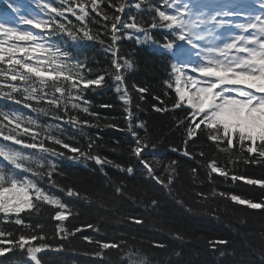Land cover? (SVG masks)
I'll return each instance as SVG.
<instances>
[{"label":"trees","instance_id":"trees-1","mask_svg":"<svg viewBox=\"0 0 264 264\" xmlns=\"http://www.w3.org/2000/svg\"><path fill=\"white\" fill-rule=\"evenodd\" d=\"M24 2L36 4L40 0H0V12L14 9ZM83 2L88 3V0ZM121 2L125 4L122 13L109 7L108 0H98V10L106 12L108 20L102 14L93 12L89 5L90 15L85 23L90 33L94 36L98 34L104 44L98 39L87 38L73 43L66 35L62 41L54 38L70 52L72 63L78 61L83 65L79 70L83 77L95 79L105 75L100 86L92 85L82 93L84 100L89 102L86 106L90 113L95 115L72 108V103L83 104L81 100L69 101L65 112L63 102L60 109L48 105L46 100L49 97L37 103L23 102L20 93H12L15 99L0 94V112H15L23 118L21 129L17 130L20 132L18 138L25 143L39 144L43 141L45 147L54 148L58 153H42L46 158L42 170L45 175L37 182L47 194L67 205L62 210L67 216L64 221L54 219L58 210L56 206L35 200L33 203L36 207L19 214L23 224L15 223L16 214L14 219H10L0 213V231L4 232L0 236V248L10 249L0 255V264H31L27 248L41 243L48 245L37 254L41 264H137L138 258H146L147 264H264V208L251 209L230 199V195H238L253 202H264V187L248 184L245 180L231 179L232 175H242L245 179L264 180V163H245L246 157L256 154H248L246 150L241 152L238 147L233 149L230 161L229 155L219 152L215 143L208 140L205 132L200 129L188 140L187 145L184 144V140L188 139L185 125L190 116L186 103L174 108L177 97L172 63L170 54L162 48L164 43L175 41L176 36L166 27H150L153 18L158 24L161 23L156 8L168 13H171V8L167 7L164 0H112L117 6ZM52 3L54 7L58 6L59 0H52ZM137 3L141 5L139 9L135 7ZM65 15L67 20L61 22L66 26L67 21H71L77 28L80 26V22L71 13ZM115 15L127 23H132L130 17H135V23L148 34L146 38L145 31L125 29L117 23L119 31L115 34L121 38L113 47L118 49L116 54L121 62L127 59L132 65L131 68L122 69V74L131 97L133 128L142 142L146 139L149 145L142 151V158L155 168L157 175L165 179L168 176L164 171L165 166L173 160L178 162L174 166L176 171L169 188L151 178L140 159L132 152L136 146V137L128 130V113L124 110V103L115 91V82L110 75L113 70V54L106 50L111 43L112 17ZM44 18L47 19L46 16ZM79 35L82 36V33ZM0 67L7 69L8 65L0 64ZM105 69H108L109 74H105ZM60 79L63 82V78ZM165 81L171 82L173 87L168 88ZM9 85L22 90L25 86L31 87L32 82L25 84L0 77V91L11 92ZM36 86H39L38 82ZM140 88L146 91L141 93ZM46 91L50 94L52 90ZM56 95L59 96L58 93ZM17 99L22 102L16 103ZM25 103L37 109L44 108L47 114L34 112L32 107H25ZM154 105L167 111L157 112ZM53 113L62 119H56ZM69 116H77L81 122L87 120L91 125L99 124V127L69 123ZM29 118L35 124H29ZM180 120L184 124H178ZM141 122L144 127H137ZM3 124L7 126L4 135L8 134L7 128L15 130L14 124L8 125L7 121ZM106 124H114L116 127H106ZM49 125L52 127L49 128ZM24 127H29V134L23 133ZM32 133H36L34 138ZM47 135L56 136L69 147L52 143L46 139ZM90 142H93L91 149L88 147ZM0 145L26 154H41L39 148H25L23 144L4 140L3 136H0ZM72 148L106 157L125 168L131 166L134 172L129 174L111 165H104L101 171V166L94 160L86 159L79 152H72ZM173 148L177 151H173ZM185 149L190 152V156L183 155ZM200 152L204 155H199ZM256 158L260 159L258 156ZM212 160L227 171V177L219 173H211L209 177L211 170L207 165ZM4 166L10 167L7 164ZM32 167L37 168L36 165ZM192 169H196L195 174ZM37 170L41 171L39 168ZM49 170L52 171L51 179L46 176ZM21 175L37 179L31 173ZM52 181H55V185ZM117 185L123 186L124 195L115 191ZM68 188L79 195L69 196ZM220 193L226 195L220 196ZM153 198L159 201L156 207L149 206ZM132 217L141 219L143 223L135 224L130 219ZM59 228L74 234L61 232ZM177 233L183 237L182 240L176 239ZM21 235L28 238L24 249L12 243L19 241ZM33 235L37 237L36 240L30 239ZM41 236L43 240L39 239ZM84 237L92 241L116 243L119 247L101 250L99 245ZM215 240H227L228 244L217 245L214 250L209 241ZM99 251H103V256L95 254ZM221 252L224 254L221 255Z\"/></svg>","mask_w":264,"mask_h":264},{"label":"snow or ice","instance_id":"snow-or-ice-1","mask_svg":"<svg viewBox=\"0 0 264 264\" xmlns=\"http://www.w3.org/2000/svg\"><path fill=\"white\" fill-rule=\"evenodd\" d=\"M258 2L261 8H264V0H258ZM164 3L168 8L173 9V13L156 8L155 11L161 23L158 24L153 18L150 27H166L176 36L177 41L185 42L184 44H177L175 41H169L162 45V48L167 51H172L174 48L179 49V54L173 51L176 62L171 67L172 72L176 74L175 93L177 99L174 108H179L186 103L188 115L190 116L188 124L185 125L188 139L184 140V144L187 145L188 140L194 137L197 130L200 129L205 132L208 140L215 143L219 152L229 155L230 161L232 160L231 153L233 149L238 147L241 152L246 150L248 154H256V156L246 157L245 163H264V17L261 15L254 17L250 15L246 23L233 25L232 21L225 19L235 14L226 10L228 5L221 6L213 14L201 12L193 18V13L189 11L187 3L182 6L178 3V0H164ZM89 5L91 10L96 12L97 15L102 14L105 20L109 19L106 12L101 13L98 10V0H88V3H84L83 0H59L58 6L55 7L52 0H46V2L45 0H40L37 6L43 15H18V19L14 24L6 20H0V64L8 65L7 69L0 67V77L10 81L19 80L25 82V84L32 82L31 87L25 86L22 90L15 85H9L11 92L3 93L0 91V94L5 95L9 99H15L12 93H20L23 102L36 101L37 103L49 97L46 100L48 105L60 109L63 102L65 112H67L69 101L81 100L83 104L72 103V108L80 109L89 115H95L90 113L89 107L86 106L89 102L84 100L82 93L92 85L100 86L105 80V75H100L95 79L83 77L79 71L83 65L78 61L72 63L73 58L70 52L62 47V43L54 39L59 38L62 41L63 36L66 35L73 43L78 39L87 38L88 40L98 39L101 44H104L98 34L94 36L90 33L85 23L86 18L90 15ZM108 6L115 8L120 13L124 12L125 8L123 2L117 6L112 3V0H108ZM135 7L139 9L141 5L137 3ZM13 10L19 12V9L14 8ZM66 13H71L80 22L78 28L71 21H67V26L64 22H61L62 20H67ZM58 17L60 19H57ZM130 19L133 20L132 23L122 22L119 15L112 17L111 31L113 34L111 35V43L106 48L107 51H111L113 54V70L110 75L115 82V91L124 103L125 112L128 113V130L136 137V146L132 149L133 154L140 159V163L151 178L165 188H169L173 182V174L176 171L174 166L178 162L173 160L165 166L164 171L168 173L165 179L157 175L155 168L142 158V151L149 145L146 139L142 142L133 128L130 110L131 97L128 88L124 85V76L122 74V69L131 68L132 65L127 59L121 62V59L116 54L118 49L113 47L116 41L121 38L115 34L119 31L117 23H120L121 27L125 29L145 31L135 23V17H130ZM22 25H31L32 29H25L21 27ZM234 28L242 31L239 34H235ZM33 29H39L40 31L37 32ZM220 29H224V31H220ZM80 33H82V36L79 35ZM145 37L148 38L146 31ZM129 38L131 37L129 36ZM185 44L190 45V47H185ZM185 53L188 56L194 55L197 59L194 61L191 59H180V55ZM189 66H191L193 73L200 74V78L194 75H187L186 79H183L182 87V77L186 75L184 70ZM89 71L92 70L89 69ZM104 72L109 74L108 69H105ZM60 78H63V82H61ZM36 82H38V87ZM165 83L168 88L173 87L171 82L165 81ZM81 84L83 87H80ZM46 89H51V93L49 94ZM74 90L76 92L75 95H73ZM145 91L146 89L144 88L139 89L141 93ZM57 93L59 96L56 95ZM140 98L143 99V96ZM22 100L17 99L16 103H21ZM25 107H32V105L25 103ZM153 107L157 112L167 111V109H162L155 105ZM32 111H40L47 114V110L44 108L37 109L32 107ZM53 115L56 119H62L55 113ZM197 117H199L198 121ZM0 118H2L0 119V136H3L4 140L13 141L17 145L23 144L25 148H39L41 150L40 155L36 153L26 154L23 151L0 145V158H2V161H0V213H3L6 217L8 214L14 213L16 214L15 223L18 225L23 224L24 221L19 214L26 209L36 207L33 203V200H35L56 206L58 210L54 219L57 221L66 220L67 216L62 210L66 209L67 205L62 203L60 199L47 194L37 182L42 175H45L42 170L45 166L46 158L42 153H52L54 155L58 153H56L54 148L45 147L43 141L39 144L25 143L18 138L20 132L17 130L21 129L23 119L21 115L15 112L11 114L0 112ZM4 121H7L8 125L14 124L15 126V130L7 128V135H4L7 127L3 124ZM68 122L99 127V124L91 125L87 120L81 122L77 116H69ZM28 123L35 124V121L29 118ZM178 124H184V121L180 120ZM201 125L204 126L203 129H201ZM105 126L116 127L114 124H106ZM136 126L144 127L143 122ZM48 127L51 128L52 126L49 125ZM29 132V127L23 128L25 135L29 134ZM32 135L34 138L36 133H32ZM46 139L65 148L69 147L56 136L47 135ZM257 141H259V144H257ZM92 146L93 142H90L88 145L89 149ZM152 147L154 148L155 145H152ZM112 150L116 151V149ZM172 150L177 151L175 148ZM71 151L79 152L86 159L94 160L96 164L101 166V171H103L104 165H111L129 174L134 172L131 166L125 168L123 165L98 154L80 152L77 148H72ZM59 155H62V153H59ZM183 155L190 156L191 154L185 149ZM199 155L203 156L204 153L200 152ZM257 156L260 159H257ZM3 162H7L10 167L6 168ZM32 165H36L41 171H38ZM52 167L54 168V166ZM207 167L211 170L209 177H211V173H219L225 177L228 175L227 171L217 166L215 160H212ZM16 170H20V172ZM191 171L195 174L196 169ZM22 173H31L37 179H29L27 176H22ZM104 175L107 176V173H104ZM46 176L51 179L52 171H47ZM195 178L194 175L193 179ZM231 179L233 181L245 180L248 184H259L264 187V180L260 179H245L242 175H232ZM52 183L55 185V181H52ZM115 191L120 195H124L122 185H117ZM67 194L69 196L79 195L71 188L67 189ZM198 195L203 196L204 194L198 193ZM219 195L225 196L226 194L220 193ZM230 199L240 205H247L251 209L264 208V202H253L250 199H242L238 195H230ZM158 203L159 201L153 198L149 206L156 207ZM130 219L135 224L143 223L139 218L132 217ZM88 227H92V225ZM59 231L66 232L69 235L74 234L68 233L64 228H59ZM76 231H80V229H76ZM3 235L4 232L0 231V236ZM8 235H11V233ZM27 239L24 235H21L19 241L12 243L24 249ZM30 239L36 240L37 237L33 235ZM39 239L43 240L44 237L41 236ZM84 239L96 243L101 250L119 247L116 243L101 242L99 240L92 241L89 237H84ZM176 239L182 240L183 237L177 233ZM121 243L126 242L121 241ZM227 244V240L209 241L210 247L214 250L217 245ZM155 246L164 247V245ZM46 247H48L47 244L41 243L39 246L27 248V255L34 264H41L37 254ZM9 250L0 248V255ZM95 254L103 256V251ZM220 254L223 255L224 253L221 252ZM137 264H147L146 258H138Z\"/></svg>","mask_w":264,"mask_h":264},{"label":"rangeland","instance_id":"rangeland-1","mask_svg":"<svg viewBox=\"0 0 264 264\" xmlns=\"http://www.w3.org/2000/svg\"><path fill=\"white\" fill-rule=\"evenodd\" d=\"M200 43H203V42H200ZM187 56H188V55H187ZM186 76H187V75H185L184 77H182V79H186ZM199 78H200V77H199ZM13 214H14V213H10V214H8V216L11 217V216H13ZM8 216H7V217H8ZM11 219H14V217H11Z\"/></svg>","mask_w":264,"mask_h":264},{"label":"water","instance_id":"water-1","mask_svg":"<svg viewBox=\"0 0 264 264\" xmlns=\"http://www.w3.org/2000/svg\"><path fill=\"white\" fill-rule=\"evenodd\" d=\"M0 160H2V158H0ZM30 261H31V259H30ZM31 263H32V264H34V262H33V261H31Z\"/></svg>","mask_w":264,"mask_h":264}]
</instances>
